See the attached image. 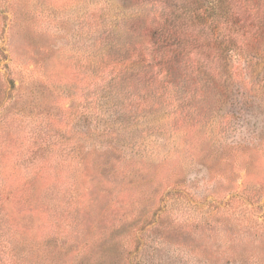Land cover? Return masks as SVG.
<instances>
[{
	"label": "rangeland",
	"instance_id": "rangeland-1",
	"mask_svg": "<svg viewBox=\"0 0 264 264\" xmlns=\"http://www.w3.org/2000/svg\"><path fill=\"white\" fill-rule=\"evenodd\" d=\"M148 8L0 0V264H264V63L112 78Z\"/></svg>",
	"mask_w": 264,
	"mask_h": 264
},
{
	"label": "trees",
	"instance_id": "trees-1",
	"mask_svg": "<svg viewBox=\"0 0 264 264\" xmlns=\"http://www.w3.org/2000/svg\"><path fill=\"white\" fill-rule=\"evenodd\" d=\"M139 1H150V8L124 27L137 38L123 50L128 57L121 64H103V71L113 70L112 78L140 64L161 72L180 69L187 75L229 78L235 71L232 59L254 58L264 63V0ZM112 52L110 48L108 54ZM193 80L185 82L195 88L200 82ZM7 228L0 217V237Z\"/></svg>",
	"mask_w": 264,
	"mask_h": 264
}]
</instances>
